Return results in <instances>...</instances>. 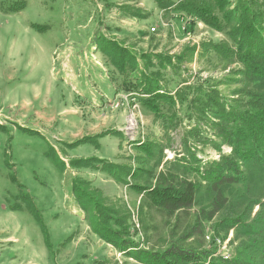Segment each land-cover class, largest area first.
<instances>
[{
	"label": "rangeland",
	"instance_id": "1",
	"mask_svg": "<svg viewBox=\"0 0 264 264\" xmlns=\"http://www.w3.org/2000/svg\"><path fill=\"white\" fill-rule=\"evenodd\" d=\"M155 4L154 0H0V264H142L93 231L89 215L73 195L75 177L90 181L104 205L117 208L120 216L127 213L125 225L137 249L163 251L180 243L216 251L213 240L229 238L230 259L264 264L259 257L249 259L255 252L246 229L227 220L228 215L245 219L248 214L246 222L253 220L257 202L264 201V167L242 166L247 184L221 186L228 203L206 219L201 210L210 209L214 196L208 183L220 156L228 155L230 148L219 145L205 124L200 125V141L183 138L194 123L180 106L175 126L163 127L142 105L144 95L124 89L126 77L114 66L128 67L123 59L130 50L139 70L171 94L207 79L226 99L238 96L234 94L243 86L239 66L220 60L211 48L225 40L224 33L200 21L190 28L189 16ZM57 40H62L60 49L65 53L58 59ZM48 48H54L53 58ZM88 136L103 137L100 151L106 158L101 160L125 165L128 172L135 169L138 175L122 174L124 182H116L100 169L104 177L94 182L91 179L103 164L72 166L71 161L93 158L98 151L94 143H77ZM140 141L152 146L150 153L136 148ZM160 171L199 183L187 213L168 215L149 208L141 194L129 188L130 183L152 186ZM34 214L41 218L50 246ZM197 219L203 232L186 237ZM223 226H229L226 232Z\"/></svg>",
	"mask_w": 264,
	"mask_h": 264
},
{
	"label": "trees",
	"instance_id": "2",
	"mask_svg": "<svg viewBox=\"0 0 264 264\" xmlns=\"http://www.w3.org/2000/svg\"><path fill=\"white\" fill-rule=\"evenodd\" d=\"M154 2L160 9L173 8L189 16L190 28L200 21L213 30L223 32L225 40L212 44L211 48L220 60H227L239 66L238 73L241 76L239 81L243 86L235 92L234 95L238 96L229 100L220 95L215 88L216 84H210L207 79L195 84H185L173 94L160 89L157 80L139 70L141 67L130 50L126 51L128 56L123 59L128 67L124 64L114 65L116 70L126 77L122 83L124 89L136 90L138 95H144L142 105L153 113L163 127L175 126L173 120H179L177 106H180L183 107L187 118L194 123L183 138H195V141H200L199 136L203 131L200 125L205 124L214 131L213 135L219 138V145L223 144L230 148L228 155L220 156L216 171L208 183L214 196L210 209L201 210V214L210 220L228 203L221 186L244 181L247 184L242 169L246 163L264 167V0H204L198 3L195 0H180L177 3L172 0H154ZM142 58V62L146 63L144 57ZM188 92L192 94L190 98ZM91 140L85 137L77 143H94L96 146V139L92 142ZM135 146L139 151L146 153H150L152 149L145 141L137 142ZM189 154L194 155L193 152ZM70 163L74 167L93 168H96V163L103 164L100 169L116 182H124L125 177L122 174L133 178L139 173L135 169L128 172L125 165L120 166L94 157ZM129 188L141 194L147 207L173 215L180 211L187 213L193 205L199 183L160 171L155 176L152 186L130 183ZM249 190L247 185V191ZM72 191L81 209L89 215L93 231L105 242L142 264H253L248 259L224 260L215 254V250H195L180 243L171 244L163 251L137 249V244L131 239L129 228L125 225L127 213L120 216L117 208L104 205L101 202L100 191L92 189L90 181L73 178ZM257 205L258 209L249 223L246 222L249 214L245 219L239 215L236 218L227 216L229 223L236 221L246 229V238L249 239L250 247L254 249L256 255L250 253V260H256V257L264 259V221L262 224L260 222L264 201H258ZM34 217L41 226L47 246H50L41 218L36 214ZM254 224L260 226L254 227ZM228 227L223 226L222 229L224 228L226 232ZM202 230L197 219L196 224L188 228L185 235L200 236ZM127 249H133V252H128Z\"/></svg>",
	"mask_w": 264,
	"mask_h": 264
},
{
	"label": "crops",
	"instance_id": "3",
	"mask_svg": "<svg viewBox=\"0 0 264 264\" xmlns=\"http://www.w3.org/2000/svg\"><path fill=\"white\" fill-rule=\"evenodd\" d=\"M153 1V0H152ZM155 7H156V4H155ZM65 41V40H64ZM58 45V47H56V59H58V57H61L62 55H65V53H62V51H61V49H60V46H62L63 44H62V40H57L56 41V46ZM47 51H48V53H49V55H51V57L53 58V54L55 53L54 52V48H48L47 49ZM60 59V58H59ZM65 126H67V124H65L63 127H65ZM64 130H65V128H64ZM102 136V135H101ZM101 136H98L97 138L98 139H96L95 140V142H96V147H97V149H98V151H94L93 152V154L92 155H94V156H92V157H96V158H99V159H103V158H106V154H101V149L103 148L102 147V144H101V142H100V139L101 138H103V137H101ZM88 137H91V136H88ZM65 140H67V138H66V135L64 134V137H63ZM115 140H116V149L118 150V147H119V139L118 138H115ZM89 145H91V144H89ZM114 150V149H113ZM98 152V153H97ZM112 154H114V152H111V155ZM96 173L98 174V175H96V176H93V178L91 179V180H93L94 182H95V179H101V177H104V176H102V175H100L101 173H104L103 171H101L100 170V168L96 171ZM96 184H97V182H96ZM113 184L116 186V183H114L113 182Z\"/></svg>",
	"mask_w": 264,
	"mask_h": 264
},
{
	"label": "built area",
	"instance_id": "4",
	"mask_svg": "<svg viewBox=\"0 0 264 264\" xmlns=\"http://www.w3.org/2000/svg\"><path fill=\"white\" fill-rule=\"evenodd\" d=\"M206 239L209 240V235H206ZM229 238H226L224 240L220 239H214L213 242L217 244V250L215 251V254L220 256L224 260H229L231 258L229 249L226 247V244L228 243Z\"/></svg>",
	"mask_w": 264,
	"mask_h": 264
}]
</instances>
